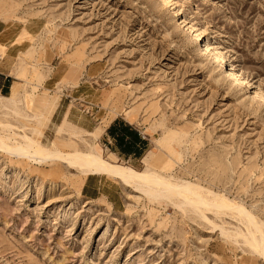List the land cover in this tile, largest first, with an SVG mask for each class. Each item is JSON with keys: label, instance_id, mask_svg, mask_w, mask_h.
Masks as SVG:
<instances>
[{"label": "rangeland", "instance_id": "rangeland-1", "mask_svg": "<svg viewBox=\"0 0 264 264\" xmlns=\"http://www.w3.org/2000/svg\"><path fill=\"white\" fill-rule=\"evenodd\" d=\"M173 1L177 18L159 0H0V66L17 81L0 97L14 96L19 111L0 104V264H264L236 236L246 228L235 213L104 177L109 201H89L87 176L9 151L26 149L22 137L63 154L96 147L98 128L82 139L68 122L50 123L60 97L104 124L130 112L149 151L105 159L152 166L264 224V103L254 96L264 95V0ZM204 44L228 66L201 56ZM229 66L255 91L235 86Z\"/></svg>", "mask_w": 264, "mask_h": 264}, {"label": "bare ground", "instance_id": "bare-ground-1", "mask_svg": "<svg viewBox=\"0 0 264 264\" xmlns=\"http://www.w3.org/2000/svg\"><path fill=\"white\" fill-rule=\"evenodd\" d=\"M159 1L171 11L174 17H178V10L173 0ZM179 25H184L183 27L186 28V31L195 42L202 41L200 38L201 32L198 33L192 25L186 27L188 24H186L185 20L182 19ZM200 55L203 57L211 56L215 63L221 66H228L223 54L209 44L202 46ZM229 72V76L235 81V86L245 88L246 90H253L251 84L240 72L230 66ZM254 96L259 99V102L264 103V95L261 91L256 90ZM3 102L10 105V111L13 114H19L17 99L14 96L10 98L1 96L0 104L3 105ZM125 115L129 121H134L132 113L127 112ZM21 139L26 149L20 151L10 149L9 151L24 156L35 163L42 164L60 161L69 168L78 171L84 177L89 175L107 176L120 181L126 187L135 189L148 198L164 197L169 200L179 198L181 200L180 204L184 206L193 207L194 210H199L200 208L202 210L203 208L204 211L214 212L215 215L225 214L226 211L235 213L246 228V233H239L236 236L241 237L245 246L264 261V224L258 222L259 220L256 221L245 209L227 200L225 197L189 182L180 181L181 183H175L169 175L161 174L149 165L143 171H138L123 163H112L103 157V151L101 149L99 151L96 148L97 146L95 148L89 146L85 151L76 150L63 154L58 150L50 149L26 137H22ZM0 149L8 150V146L2 139H0ZM200 210L199 212H201Z\"/></svg>", "mask_w": 264, "mask_h": 264}, {"label": "crops", "instance_id": "crops-1", "mask_svg": "<svg viewBox=\"0 0 264 264\" xmlns=\"http://www.w3.org/2000/svg\"><path fill=\"white\" fill-rule=\"evenodd\" d=\"M1 34L2 31H0ZM16 82L0 66V95L8 96ZM39 99L40 97L36 101L37 108ZM69 102L68 96L59 98L57 106L50 117V123L57 120L58 124L56 127H58L63 121H66L81 133L80 138L82 139L89 138L86 134L98 128L99 132L96 138V146L100 147L104 154L116 160L139 161L149 151L151 144L150 138L136 125L127 121L122 116L115 117L104 124L103 122L95 121L88 114L83 113V111H74L69 106ZM57 137H69L70 139L69 133L66 132ZM101 177L109 179V177L102 175H89L84 179L80 187V195L84 199L96 201L104 198L109 201V197L103 193Z\"/></svg>", "mask_w": 264, "mask_h": 264}]
</instances>
